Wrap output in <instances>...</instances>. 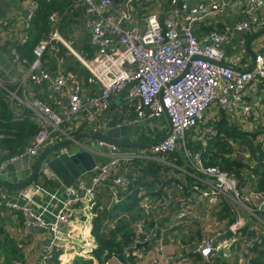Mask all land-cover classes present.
<instances>
[{"label": "built area", "instance_id": "obj_1", "mask_svg": "<svg viewBox=\"0 0 264 264\" xmlns=\"http://www.w3.org/2000/svg\"><path fill=\"white\" fill-rule=\"evenodd\" d=\"M158 1L123 0L120 7L115 0H82L91 42L96 48L92 58L78 53L72 41L63 39L57 29L51 31L47 39L39 42L33 49L35 57L30 62L27 74L30 81L41 84L50 78V72L44 64L45 53L48 50L59 52L63 45L84 65L88 72L87 83L99 87V91L85 94L79 82L67 76L63 70L59 71L54 80L53 91L57 95L66 88L67 105H62L57 111L40 99H32L29 107L44 117L43 127L21 155L0 161V169L22 156H38L41 148L55 134L67 135L63 125L73 121L80 113L84 114L85 120L95 121L96 117L104 115L110 109L112 96L124 91L136 102V118L131 119L128 124L158 119L167 111L173 126L172 133L161 143L135 150H122L115 143L97 140L99 149L94 150L93 144L90 151L106 156L107 161L97 164L87 176L84 175L73 187L66 189L68 197L53 222H47L31 205L12 202L7 193H0V215H3L1 209L5 205L22 214L26 229H40L51 234L50 243L42 257L45 264H50L57 257L56 247L68 239L72 243L71 247L76 250V257L86 258L87 254L97 248L96 241L94 243L84 239L85 246L81 247L80 244V249H76L78 241L71 232L61 231V225L73 219L75 209L80 205L87 210L88 217L94 218L96 194L101 186H110L117 201L118 193H132L137 178L129 174V169L136 161H155L171 167L169 169L172 172L182 171L187 178L193 180V186L175 184L173 201L176 202L177 209L172 223L160 224L157 220L168 212V202L162 207V215H155L152 221L154 224L151 225V219L147 217L135 223L136 246L141 243L153 244L158 246V251L163 252L164 235L170 229H174L172 233H176L169 240L176 244V248L169 251L166 261H163L162 254L149 260L150 264H206L217 256L226 260L230 253L231 264H235L231 260L237 264H251L246 251L264 243V191H258L252 182L242 188L235 173L217 165L205 166L198 154L186 149L189 137L194 141L201 140L204 145L211 140L215 131L213 125L207 124L214 118L209 117L208 111L213 106H218L229 114L234 124L249 122L248 129L255 133V144L264 152V111H261L259 104H247L245 101L248 86L264 80V52L257 54L255 65L250 71L236 70L220 64L225 58L224 46L232 44L237 34L257 33L264 29V0H248L243 19L226 25L222 30L209 31L202 38L196 35L194 26L204 24L210 17L221 13L225 7L224 2L208 0L207 3L190 5L187 0H172V17L161 20L153 8ZM37 7L34 4V10ZM33 17L34 11L27 17V30L31 27ZM51 20H56L55 14L51 16ZM262 37L264 39V34ZM18 55L15 56L20 60ZM58 63L64 64L63 56H60ZM57 101L61 104L60 99ZM182 146L185 149V161L190 167L187 169L171 155ZM230 146L232 151L225 153L226 157L243 158L254 163L248 149L233 141H230ZM42 171L48 179L55 177L47 164L43 165ZM165 177L172 178L169 173ZM137 186L140 188V207L149 215L155 207L148 200L150 192L143 185ZM55 197L52 195V198ZM230 201H234L244 213L243 216L247 217L243 222H240L242 214H237L234 208L230 209V205V214L224 215L226 218L229 216L227 219L219 215ZM232 213L235 216L234 222L230 219ZM89 225L90 223L87 226ZM176 226H182L183 229L178 232ZM245 226L249 231L253 230L252 236H242L241 229ZM229 229L236 231L235 237L224 239L214 246V238ZM184 234L188 238L197 235V238L183 243L178 238V241L174 240L178 235ZM81 238L82 234L79 236L80 243ZM18 245L23 247L22 239ZM148 249L143 246L140 250L126 249V256L134 261L129 260L124 264L148 260ZM198 256L201 257L199 260ZM260 264H264V261Z\"/></svg>", "mask_w": 264, "mask_h": 264}, {"label": "crops", "instance_id": "obj_2", "mask_svg": "<svg viewBox=\"0 0 264 264\" xmlns=\"http://www.w3.org/2000/svg\"><path fill=\"white\" fill-rule=\"evenodd\" d=\"M115 1L118 2L121 7L123 0ZM187 1L190 5L208 2V0ZM220 1L225 3L224 10L221 13L210 17L204 24H196L194 26V32L199 38H202L203 35L209 31L222 30L223 27H225L226 25L231 24L236 20L244 18V10L245 7L248 5V0ZM34 4L38 5V0H0V88H2L4 92H6V100L8 101L9 106L17 117L21 119L27 118L32 124L38 126L41 129L43 127L44 117L38 114L37 112L33 111L29 107V102L32 101V99H40L46 102L47 104L51 105L57 111L60 110L62 105H67V89L64 88L62 90V93L57 95L53 91L54 80L59 71L63 70V72L67 76H70L73 78V80L79 82L82 85L85 94H94L99 91V87H93L87 83L88 72L85 69L84 65L78 58L68 52L63 45L59 52L48 50L45 53L44 64L47 66L50 72V78L41 84H36L30 81V79L27 77L28 71L30 70V62H28L26 58L20 55L19 47L25 44L28 40L29 32L26 29V20L28 15L32 11H34L35 13V11L38 9L37 7V9L34 10ZM153 8L158 13L159 17L163 16L162 19L172 17L171 15H173L174 12L172 0H159L154 4ZM53 14L56 15L55 21L51 20V16ZM68 15L70 16L69 19L72 20L71 22L63 21L57 12H53L50 15V20L52 21L51 31L57 29L63 39H65L66 41H72V44L76 48V51L78 53H82L87 58H92L96 52V48L91 42L90 30L86 24L87 14L85 10V5L83 4L82 0H72V7ZM253 34L255 33H239L235 36V39L232 44L224 46L223 50L225 53V58L223 61L225 64L230 65L236 70L241 71L248 70L251 67L253 62V52L257 54L264 52V39L262 36L253 40L249 49L248 40ZM47 37H45L42 41L46 40ZM14 52L17 55L19 54L18 56H20V60L16 58V54ZM60 56L64 57L63 65H60L58 63ZM58 99L61 100V104L58 103ZM245 101L247 104H259L261 106V111H264V80L255 84L251 83L248 86L245 92ZM135 104L136 102H134V100L128 97L127 91L112 96L111 107L104 115H100L96 117L95 121L89 122L85 120L84 114L80 113L73 119V121L67 124V127L71 128V133L69 132L67 133V135L55 134L49 140V142H47L46 145L41 148L39 154L51 145H56L66 139H74L76 136H81V138H79L78 140V146L80 145L82 146L81 149H86L90 151V148H92L91 145L96 144L97 140H99L98 138L91 137V134L94 133L106 136L107 132L110 129L118 126H131L129 132L126 133L124 137L119 138L120 140H124L129 143L153 142L158 140L161 136L168 132L169 123L165 115L158 119L140 120L144 122V124L142 125L139 124L140 121L135 124H128L131 119L134 120L136 118L137 112ZM208 115L209 117L214 118V120H211L207 125H213L215 134L218 132L217 123H220L224 118L228 119L229 121L231 120L229 114L218 106H213L208 111ZM163 118L164 123L162 122V124L158 127V130H156V127L153 126H151V128L154 130H152L151 132L149 129L146 130V133L149 135V137H155L157 135L159 137L151 141H141L140 139L142 138V135L147 137L143 134L144 126H147L153 120H162ZM229 124H231V121L229 122ZM238 125L241 128L244 125V129L250 131L248 129V126H250L249 122H246L243 125ZM96 128L97 130H95ZM79 129H81L79 133L72 134V132H75ZM215 134H213L212 138ZM194 136H197V134L194 133ZM252 138L255 144L254 136H252ZM189 139L190 142L186 145V149L191 151L193 154H198L203 160L205 166H215L213 164H210L209 158L203 156V151L206 150L208 144L204 145L201 140H191V137H189ZM196 143H200L202 145V150H196L193 147ZM118 146L122 150L140 149L132 146ZM175 151L181 153L185 158L186 155L184 146L176 149ZM250 153L252 154L251 151ZM19 155H21V153ZM94 155L98 160V164H103L107 161L106 156L97 155L96 153ZM223 155H225V153ZM28 157L31 156L25 155L18 158L16 161L23 158L24 160L22 161H25L27 163ZM0 161L3 160L0 159ZM140 165L141 164L135 165L130 168L129 174L134 175L137 180L141 179L142 181L146 182V180L142 177ZM158 165H160L161 168V172L158 178L156 175L152 176L148 181L150 184L143 185L137 182L138 185H143L142 187H144V189L148 193L150 192L148 200L155 207L152 208L149 215H146L144 210H142L140 207V188L136 184V187L133 188L132 193H118V201L115 199V192L114 190L112 191L110 186L99 187L96 194L97 202L96 207L94 209V213H96V215L94 216V218L100 211H109L111 209L112 204L122 203L123 205L129 207L130 204H133V207L137 208L136 213L138 214L136 219L133 220L131 224L135 233V223L138 220L147 217L151 219V225L154 224L152 221H154L156 217L155 215H162V207L166 202H168V204L170 205L168 212L164 214L161 219L157 220L160 224L172 223L174 213L177 209V205H175L176 202L173 201V196L175 193V184H188L193 180L187 178L182 171L174 170L173 173L169 169L171 167H166V165L159 163ZM182 166H184V168L186 169L190 168L187 165L186 161H184ZM28 170L29 168H25L24 173L26 174ZM89 172L85 173L84 175L87 176ZM168 173L171 174V179H167L165 177H168ZM84 175H82L81 177H85ZM66 189L67 188L60 182V180L56 176L52 179H48L43 173H41L40 178L27 189L9 191L0 188V193H7L9 195V199L12 202H17L21 205H31L34 211L37 214H41V216L47 222H53L55 221L56 216L62 208L64 200L68 197ZM187 189L191 190V188ZM52 195H55L56 197L52 198ZM229 203L230 204H228V206L230 205V209L234 208L237 214L239 212L241 214H244L241 210H239V206L234 201H230ZM45 208H47V210H45ZM1 210H3V215H0V264H45L42 257L46 252V246L50 243L51 234L40 229H26L23 224V216L20 212L13 211L7 208L5 205H3V208ZM94 218L91 219V217H88L87 210L85 211L83 209V206L81 207L80 205L79 207H76L73 219H71L70 222L61 225V231H63L64 233L71 232L73 238L78 241L76 249H80V244L81 247L85 246L83 244L84 239L95 243L96 240L94 239V236L92 234V229L94 227ZM224 218H226V216H224ZM234 218L235 216H231L230 219L232 220ZM226 222H223V224H225ZM89 223L90 225L87 226ZM104 223L111 225L112 228H114L115 226L114 221H111L108 218L104 220ZM175 229L179 232L183 228L182 226H176ZM173 230L174 229H170L169 232L164 235L165 238L163 242L165 245L163 252L158 251V246L152 244V246L148 249V260L137 261L133 264H150L151 261L149 260H152L154 257H157L162 254L164 256L170 254L169 251L176 248V244H173L169 241L170 238H173L176 235V233H172ZM81 234L82 243L79 242V236ZM21 239L23 242L22 248H20L18 245ZM178 239L181 240L180 238ZM5 242H7V244L14 245L17 248V252L13 253L14 255L12 254L11 248L9 249L8 247L7 250V247L4 245ZM61 243L63 246L60 244L58 247H56L58 257L57 260L60 264H73L74 259L76 257V250L71 247L72 243H70L69 239L66 241H62ZM141 248L142 246L138 244L137 250H140ZM230 257L231 253L228 254V257H226L227 262H229ZM86 258L92 259L94 264L127 263L125 261H122L118 257H112L105 261H100L95 257L94 251L87 254ZM62 259L64 260L63 262ZM231 261L237 264L236 261Z\"/></svg>", "mask_w": 264, "mask_h": 264}, {"label": "trees", "instance_id": "obj_3", "mask_svg": "<svg viewBox=\"0 0 264 264\" xmlns=\"http://www.w3.org/2000/svg\"><path fill=\"white\" fill-rule=\"evenodd\" d=\"M72 7V0H38V9L34 13L31 27L28 30V40L25 44L19 47V53L22 57L26 58L28 62L33 61L34 47L41 42L52 29V21L50 15L53 12H57L63 21L71 22L69 19V13ZM89 47V45H88ZM94 48V47H93ZM95 50V49H94ZM6 92L0 88V159H9L16 155H19L23 150L30 144L33 137L38 133L40 128L32 124L27 118H18L8 101L6 100ZM231 121V120H230ZM228 119H223L220 123H217L218 132L214 135L212 140L208 143L206 150L203 151V156L209 158L210 164L218 165L222 169L229 172L235 173L239 180L240 186L243 188L249 182L254 184V187L259 191H264V152L260 146L255 145L252 136H255L254 132L245 130L238 124H231ZM64 130L69 133L71 128L67 127V124L63 125ZM81 129L72 132L77 134ZM71 133V132H70ZM159 136L145 137L142 136L141 141H151ZM251 137V138H250ZM230 141L236 142L242 148L248 149L252 152V159L254 163L243 160V158H228L224 153L232 151ZM196 150H202V145L196 143L193 146ZM172 157L177 158V162L183 165L185 158L184 156L174 151ZM141 164L142 177L146 180H137L140 184H150L148 181L154 175L157 178L160 175L161 168L155 161H136L135 165ZM250 171V172H249ZM252 172V173H251ZM251 174L254 176L252 177ZM193 186V181L188 183ZM134 202V201H133ZM137 208L133 207V204L125 206L122 203L112 204L109 211H100L94 218V227L92 234L97 242V248L94 250L95 257L100 261H105L112 257H118L122 261H131L132 258L126 256L125 250L136 249L135 245V233L131 226L132 221L137 217ZM128 213V214H126ZM126 214V215H125ZM229 213V206H224L219 215L222 217ZM233 213L231 214V216ZM108 218L114 221V228L111 225L104 223V220ZM234 222V219H232ZM236 221V220H235ZM242 236H252L253 230L249 231L248 227L245 226L241 229ZM194 236L186 238L185 241L194 240ZM4 245L11 248L12 254L17 252V248L14 245L4 243ZM151 244H147L144 247L149 248ZM190 254H193L190 252ZM14 255V254H13ZM194 256V255H193ZM246 256L250 257L251 264H260L264 261V243L262 246H258L246 251ZM58 257L54 258L51 264H60L57 260ZM201 257L198 256V260ZM209 264H231L224 260L221 256H217L211 259ZM73 264H94L92 259L84 257H75ZM204 264V263H199Z\"/></svg>", "mask_w": 264, "mask_h": 264}, {"label": "water", "instance_id": "obj_4", "mask_svg": "<svg viewBox=\"0 0 264 264\" xmlns=\"http://www.w3.org/2000/svg\"><path fill=\"white\" fill-rule=\"evenodd\" d=\"M162 18L163 16H160L161 20ZM263 34L264 29L253 34L249 38V49L252 41ZM256 56L257 53L253 52V62L248 71L254 67ZM220 64L230 66L224 62H221ZM165 117L169 123V130L166 134L153 142L129 143L124 140H120L119 138L124 137L126 133L129 132L131 127L130 125L112 128L107 132L106 136L93 133L91 134V137L106 140L117 145L132 146L137 148L148 147L161 143L172 133L173 126L170 115L167 111H165ZM139 124L142 125L144 122L140 121ZM79 138H81V136H76L74 139H66L61 143L51 145L42 151L38 156L28 157L27 163L25 161L23 162L22 160L24 159L21 158L16 162L8 164L5 168L0 169V188L9 191H18L29 188L40 178L41 173H43L42 167L45 164L48 165L55 176L66 188L73 187L82 175L91 171L98 164V160L94 155L95 153L86 149H81V147L78 146ZM93 149L98 150L99 146L94 144ZM25 168H29L26 174L24 173ZM233 236V232L231 230H227L225 233L214 238V246H216L220 241L230 239ZM146 244L147 243H141L139 245L144 246Z\"/></svg>", "mask_w": 264, "mask_h": 264}, {"label": "rangeland", "instance_id": "obj_5", "mask_svg": "<svg viewBox=\"0 0 264 264\" xmlns=\"http://www.w3.org/2000/svg\"><path fill=\"white\" fill-rule=\"evenodd\" d=\"M162 122L164 123V118L162 119V120H153L151 123H149L147 126H144V128H143V134L144 135H146L147 137H149V135L146 133V130L147 129H149L150 130V132L152 131V130H154V129H152L151 128V126H153V127H156L155 129L156 130H158V127L162 124ZM248 128H249V126H248ZM143 136V135H142ZM141 140V139H140ZM249 162V161H248ZM247 217L245 216H243V215H241V220H240V222H243L245 219H246ZM230 230V229H229ZM236 233V231H233V235ZM184 236V237H183ZM183 236H181V235H178V238H180L181 239V241H182V243L183 242H186L185 240H187L188 239V237H187V235H183ZM196 238H197V236H195ZM235 237V236H234ZM187 238V239H186ZM175 241H178L177 240V237L174 239ZM145 246V245H144ZM143 246V247H144ZM173 251H174V249H173ZM151 254H152V252H151ZM170 254H168L167 256H164L163 255V257H162V259L163 260H165V259H167L168 258V256H169ZM115 263H117V262H115ZM151 263V262H150ZM206 264H209L208 262L206 263Z\"/></svg>", "mask_w": 264, "mask_h": 264}]
</instances>
